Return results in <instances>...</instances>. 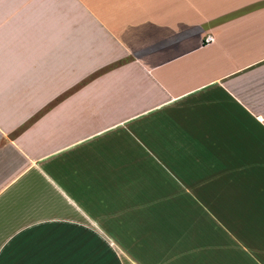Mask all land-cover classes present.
Instances as JSON below:
<instances>
[{
	"label": "crops",
	"instance_id": "obj_1",
	"mask_svg": "<svg viewBox=\"0 0 264 264\" xmlns=\"http://www.w3.org/2000/svg\"><path fill=\"white\" fill-rule=\"evenodd\" d=\"M0 255L264 264V0H0Z\"/></svg>",
	"mask_w": 264,
	"mask_h": 264
},
{
	"label": "rangeland",
	"instance_id": "obj_2",
	"mask_svg": "<svg viewBox=\"0 0 264 264\" xmlns=\"http://www.w3.org/2000/svg\"><path fill=\"white\" fill-rule=\"evenodd\" d=\"M147 160L148 161H144L145 164L144 163L143 165L139 164V168L144 169L147 166V169L149 170L150 168L153 169L154 174L157 175L158 178L165 179L166 184L174 185L172 184L174 183L173 180L174 179L176 180L177 178L171 176V172L168 170L169 162H165V160L164 161L158 160L155 156L153 157V159H151L150 157Z\"/></svg>",
	"mask_w": 264,
	"mask_h": 264
},
{
	"label": "built area",
	"instance_id": "obj_3",
	"mask_svg": "<svg viewBox=\"0 0 264 264\" xmlns=\"http://www.w3.org/2000/svg\"><path fill=\"white\" fill-rule=\"evenodd\" d=\"M212 41V35L211 34H206V36L203 39V43L208 44Z\"/></svg>",
	"mask_w": 264,
	"mask_h": 264
},
{
	"label": "snow or ice",
	"instance_id": "obj_4",
	"mask_svg": "<svg viewBox=\"0 0 264 264\" xmlns=\"http://www.w3.org/2000/svg\"><path fill=\"white\" fill-rule=\"evenodd\" d=\"M0 264H6V262L3 261L2 255H0Z\"/></svg>",
	"mask_w": 264,
	"mask_h": 264
}]
</instances>
